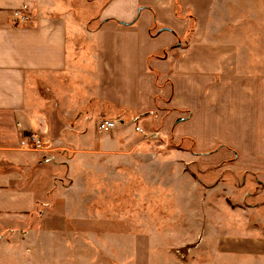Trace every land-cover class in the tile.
<instances>
[{"label": "crops", "instance_id": "0c3cea01", "mask_svg": "<svg viewBox=\"0 0 264 264\" xmlns=\"http://www.w3.org/2000/svg\"><path fill=\"white\" fill-rule=\"evenodd\" d=\"M185 153L264 192V0H0V264H139L117 215L79 207Z\"/></svg>", "mask_w": 264, "mask_h": 264}, {"label": "rangeland", "instance_id": "374dc122", "mask_svg": "<svg viewBox=\"0 0 264 264\" xmlns=\"http://www.w3.org/2000/svg\"><path fill=\"white\" fill-rule=\"evenodd\" d=\"M99 125L93 123V132ZM139 125L144 130L140 135L157 134L149 121ZM160 138H165L164 133ZM191 143L183 139L175 146L189 149ZM188 154L143 158L142 181L123 184L125 190L122 184L120 190L119 186L111 189L106 207L92 198L95 202L80 206V213L109 211L119 216L111 217L109 226L124 235L121 240L127 246L141 252L139 264H264V237L256 226L264 225V192L256 176L212 169L200 155ZM66 156L72 155L67 152ZM78 225L91 230L101 229L102 223ZM82 240L85 245L95 243L90 235ZM135 256L132 260L137 264Z\"/></svg>", "mask_w": 264, "mask_h": 264}, {"label": "built area", "instance_id": "2783aa9c", "mask_svg": "<svg viewBox=\"0 0 264 264\" xmlns=\"http://www.w3.org/2000/svg\"><path fill=\"white\" fill-rule=\"evenodd\" d=\"M15 18L19 22H23L30 18V15L22 10H16L14 12ZM118 121L111 120V119H104L100 122V129L103 131H110L114 127H116V124ZM138 131H143L140 127H136ZM156 136V134H154ZM43 136L38 132H31L28 134H25L20 139V147L27 148V149H33V150H43L45 148Z\"/></svg>", "mask_w": 264, "mask_h": 264}]
</instances>
